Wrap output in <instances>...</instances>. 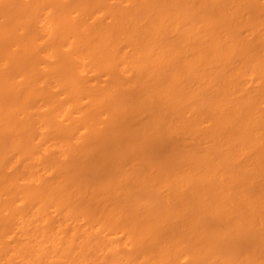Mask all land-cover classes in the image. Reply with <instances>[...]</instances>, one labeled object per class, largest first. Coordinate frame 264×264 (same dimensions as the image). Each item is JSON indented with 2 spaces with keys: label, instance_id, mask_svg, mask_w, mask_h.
Returning <instances> with one entry per match:
<instances>
[{
  "label": "bare ground",
  "instance_id": "bare-ground-1",
  "mask_svg": "<svg viewBox=\"0 0 264 264\" xmlns=\"http://www.w3.org/2000/svg\"><path fill=\"white\" fill-rule=\"evenodd\" d=\"M0 264H264V0H0Z\"/></svg>",
  "mask_w": 264,
  "mask_h": 264
}]
</instances>
